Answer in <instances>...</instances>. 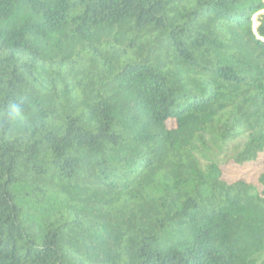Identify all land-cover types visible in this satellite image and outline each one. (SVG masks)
<instances>
[{
  "label": "trees",
  "instance_id": "16d2710c",
  "mask_svg": "<svg viewBox=\"0 0 264 264\" xmlns=\"http://www.w3.org/2000/svg\"><path fill=\"white\" fill-rule=\"evenodd\" d=\"M263 153L264 0H0V264H264Z\"/></svg>",
  "mask_w": 264,
  "mask_h": 264
},
{
  "label": "rangeland",
  "instance_id": "374dc122",
  "mask_svg": "<svg viewBox=\"0 0 264 264\" xmlns=\"http://www.w3.org/2000/svg\"><path fill=\"white\" fill-rule=\"evenodd\" d=\"M257 14L252 16L253 25H256ZM245 139L246 136L242 135L236 141L224 144L214 140H209L207 149L201 150V153L198 155L202 166H204L208 160L222 161L227 157L234 155L241 149ZM262 160H264V153L259 156L256 162H251L242 166L229 162L222 166L223 176L228 180H236L241 178L245 181L255 182L261 170L260 162Z\"/></svg>",
  "mask_w": 264,
  "mask_h": 264
},
{
  "label": "clouds",
  "instance_id": "9594fccd",
  "mask_svg": "<svg viewBox=\"0 0 264 264\" xmlns=\"http://www.w3.org/2000/svg\"><path fill=\"white\" fill-rule=\"evenodd\" d=\"M13 109H14V111H16V112H19L20 111V109H19V107L18 106H13Z\"/></svg>",
  "mask_w": 264,
  "mask_h": 264
}]
</instances>
